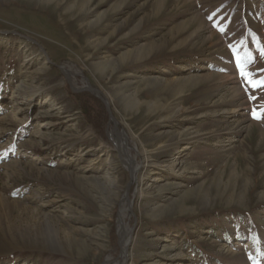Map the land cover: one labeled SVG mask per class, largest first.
<instances>
[{"label": "rangeland", "instance_id": "rangeland-1", "mask_svg": "<svg viewBox=\"0 0 264 264\" xmlns=\"http://www.w3.org/2000/svg\"><path fill=\"white\" fill-rule=\"evenodd\" d=\"M250 81L264 0H0V264H264Z\"/></svg>", "mask_w": 264, "mask_h": 264}, {"label": "trees", "instance_id": "trees-1", "mask_svg": "<svg viewBox=\"0 0 264 264\" xmlns=\"http://www.w3.org/2000/svg\"><path fill=\"white\" fill-rule=\"evenodd\" d=\"M82 103V107H83V111L85 113V117L88 120V122L94 126H96V128H101L99 126H97L96 123V119H95V114L97 111H101L100 109H95L91 107V103H95L96 105H98V103L100 104V101L92 94L88 93V92H83V93H79L75 95ZM94 117V118H93ZM101 121V119H100Z\"/></svg>", "mask_w": 264, "mask_h": 264}, {"label": "water", "instance_id": "water-1", "mask_svg": "<svg viewBox=\"0 0 264 264\" xmlns=\"http://www.w3.org/2000/svg\"><path fill=\"white\" fill-rule=\"evenodd\" d=\"M12 34V33H11ZM14 35H19V34H16V33H13ZM36 45L37 46H39V47H41V45L40 44H38V43H36ZM42 48V47H41ZM63 73H64V76H65V78L67 79V81H68V84L70 85V87H71V89L73 90V91H75V92H81V91H89V92H91V93H94L100 100H102V102L106 105V108H107V111H108V113L112 116V112H111V109H110V107H109V105H108V102L102 97V95H101V92L99 91V90H96V89H94V88H91V87H86V88H78V87H75L74 85H73V82H72V80H71V78H70V75L66 72V70H64L63 71ZM132 183V182H131ZM129 193H130V185H129V187H128V190H127V200H128V202H130V200H129ZM136 224H137V218H136V216H135V224H134V226H133V231L135 230V228H136ZM127 250H128V245L126 246V248H125V250H124V254H125V256H126V260H127ZM125 259V258H124ZM125 260V261H126ZM124 261V260H123Z\"/></svg>", "mask_w": 264, "mask_h": 264}, {"label": "bare ground", "instance_id": "bare-ground-1", "mask_svg": "<svg viewBox=\"0 0 264 264\" xmlns=\"http://www.w3.org/2000/svg\"><path fill=\"white\" fill-rule=\"evenodd\" d=\"M67 73L69 74V72H67ZM124 146H126V145H124ZM122 149H124V148H122ZM125 151H126V149H125ZM129 164L133 167V166L136 165V162H135V160H131ZM119 224H120V227H119V229H120V235H121V239L123 241V247H124V250H125L126 246L128 244H130L129 243L130 242V232L128 231V226H126L125 223H124V218H123L122 215L120 217ZM122 257H123V259L125 258L124 259V261H125L126 260V257H125V254L124 253H123Z\"/></svg>", "mask_w": 264, "mask_h": 264}, {"label": "snow or ice", "instance_id": "snow-or-ice-1", "mask_svg": "<svg viewBox=\"0 0 264 264\" xmlns=\"http://www.w3.org/2000/svg\"><path fill=\"white\" fill-rule=\"evenodd\" d=\"M250 83L253 84V87H258V86H260L261 84H264V81H255V82L250 81ZM253 115H254V117H256V118H259V116H258V114H257L256 112H254Z\"/></svg>", "mask_w": 264, "mask_h": 264}]
</instances>
